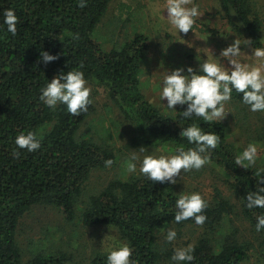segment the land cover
Segmentation results:
<instances>
[{
    "label": "trees",
    "instance_id": "16d2710c",
    "mask_svg": "<svg viewBox=\"0 0 264 264\" xmlns=\"http://www.w3.org/2000/svg\"><path fill=\"white\" fill-rule=\"evenodd\" d=\"M113 1L87 0L80 8L77 0H0V23L6 8L15 9L19 17L16 36L0 31V264H73L72 256L63 251H42L25 259L18 230L24 216L38 207L60 209L67 223L80 219L85 226L114 229L120 242L134 247L133 258L139 264H170L174 242H166V232L161 231L165 225L202 230L192 244V264H245L252 253L264 250V231L255 230L256 217L264 209L245 206L246 192L256 188L255 169L234 165L239 149L226 123L198 120L206 132L216 131L221 137L209 163L224 172L234 198L216 191L208 200L203 225L173 222L179 184L155 183L136 174L126 181L113 180L98 193H86L93 172L106 169L107 159L115 163L116 154L108 145L80 137L96 110L94 102L87 112L73 116L63 105L52 110L40 101V88L60 71L83 65L89 83L105 89L134 125L136 141L142 145L157 149L187 144L179 132L191 123L173 120L143 94L140 74L150 53L148 37L136 34L124 47L110 51L94 38ZM218 1L232 31L260 46L264 20L254 0ZM42 51L59 54L60 59L38 63ZM232 103L236 110L250 112L235 92ZM27 131L42 136V147L32 153L21 149L19 157L13 156L16 136ZM238 211L256 232V242L232 221ZM107 253H98L91 264H106Z\"/></svg>",
    "mask_w": 264,
    "mask_h": 264
},
{
    "label": "clouds",
    "instance_id": "9594fccd",
    "mask_svg": "<svg viewBox=\"0 0 264 264\" xmlns=\"http://www.w3.org/2000/svg\"><path fill=\"white\" fill-rule=\"evenodd\" d=\"M77 3L80 8L87 6V0H77ZM163 4V18L171 29L177 30L179 35L190 31L195 34L198 21L204 16L197 0H163ZM18 23L15 9L6 8L2 13L0 31L16 36ZM259 40L261 44L257 47L251 38L236 37L220 50L219 55L205 47L204 55L196 59V66L167 68L161 74L158 92L161 106L168 110L173 120L179 117L183 121H191L187 126L180 127L179 132V137L186 140L187 144L175 143L174 148H157L150 153L144 147L132 150L124 161L127 173L142 175L155 183L177 185L184 174L200 170L208 164L221 142L216 131L206 132L198 120L209 124L223 122L229 116L228 105L233 101L234 92L239 94L240 102L250 112H264V38ZM249 58L252 62H248ZM59 59V54L42 51L38 63L47 65ZM82 68L83 65L67 72L60 71L48 80L40 88V101L52 110L63 105L73 116L87 112L93 102V89ZM177 106L182 110L178 111ZM41 141L42 136L36 131L19 133L14 141L16 150L13 156L19 157L21 149L29 153L36 152L42 147ZM260 151L259 142H249L235 155L233 161L239 168L255 169L252 172L256 178L255 191L248 190L244 197L249 210L264 209V167L258 166ZM104 164L111 168L114 161L107 159ZM207 208L208 200L203 193L183 190L177 194L173 222L180 224L192 220L196 225H203L207 220L204 214ZM256 220L255 230L260 233L264 231V213L257 215ZM161 231L166 232V242L177 240L178 233L174 228L165 225ZM194 252L192 244L174 247L170 264H192ZM134 253L132 245L120 242L108 250L106 264H139L133 258Z\"/></svg>",
    "mask_w": 264,
    "mask_h": 264
},
{
    "label": "rangeland",
    "instance_id": "374dc122",
    "mask_svg": "<svg viewBox=\"0 0 264 264\" xmlns=\"http://www.w3.org/2000/svg\"><path fill=\"white\" fill-rule=\"evenodd\" d=\"M197 2L200 3L204 16L198 21L195 34L190 31L179 35L177 30L170 28L163 18V0H114L94 33V38L106 51L124 47L136 34L148 37L150 53L142 61L141 88L146 99L154 100L153 104L167 114L168 110L161 106L158 96L161 84L159 77L167 68L196 66V59L199 60L204 55L205 47L219 55L220 50L236 37L246 38L232 31L223 17L218 0ZM254 2L264 20V0ZM261 37L264 38V23ZM248 62H252L251 58ZM89 84L93 89L91 98L96 110L82 126L80 137L108 145L116 154V161L111 168L93 172L86 190L88 195H92L103 190L113 180L126 181L136 175L127 173L124 166V161L132 150L144 147L150 153L155 148L138 143L134 125L109 99L105 89L95 83ZM228 108L229 116L223 123L231 129L230 140L236 146L239 145V151L249 142H259L261 151L258 166L264 167V114L236 110L232 102ZM178 184L181 192L199 191L207 200H211L216 191H219L234 201L224 172L210 163L200 170L187 172ZM232 221L247 239L257 241L256 232L239 211L237 216L232 217ZM175 230L180 234L171 249L194 244L202 232L198 228ZM17 239L25 259L42 251H63L72 256L73 264H91L98 253L108 252L120 243L114 229L85 226L80 219L67 223L61 210L52 207H38L27 213L21 220ZM245 264H264V250L260 248L252 253Z\"/></svg>",
    "mask_w": 264,
    "mask_h": 264
}]
</instances>
